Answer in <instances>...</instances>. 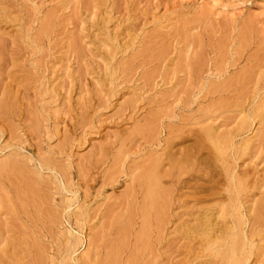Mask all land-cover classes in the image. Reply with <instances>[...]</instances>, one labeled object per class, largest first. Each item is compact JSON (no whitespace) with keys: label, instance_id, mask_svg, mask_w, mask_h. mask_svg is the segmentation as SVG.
Listing matches in <instances>:
<instances>
[{"label":"rangeland","instance_id":"rangeland-1","mask_svg":"<svg viewBox=\"0 0 264 264\" xmlns=\"http://www.w3.org/2000/svg\"><path fill=\"white\" fill-rule=\"evenodd\" d=\"M213 3L0 0V264H55L80 226L99 264H217L187 232L228 204L231 170L264 264V0ZM209 128L235 138L224 159ZM157 159L168 215L149 229Z\"/></svg>","mask_w":264,"mask_h":264},{"label":"bare ground","instance_id":"bare-ground-1","mask_svg":"<svg viewBox=\"0 0 264 264\" xmlns=\"http://www.w3.org/2000/svg\"><path fill=\"white\" fill-rule=\"evenodd\" d=\"M212 1L214 2L213 4L216 5V6H219V7L221 5L223 6V0H212ZM249 120H248V122H250ZM245 125H247V122L243 121L241 123V130H242V128ZM246 128L247 127L243 128V129H246ZM217 130H218L217 128L216 129L211 128V130L209 128V131L207 130L206 136L209 137L210 141L213 144V148L216 150V152L220 156H222V158L224 159V155L227 153V151L234 149L235 144H236L235 141H234L235 138H234L233 135L232 136L231 135H228V136L215 135L217 133ZM250 144H251L250 139H245V140H243V143H242V145L240 147H242L244 149V151H246L245 149L249 148ZM157 160H155V164H151V167L153 165V167H152L153 170H152V174L148 177L150 183L148 184L149 186H148L147 192H146L147 195L146 194L144 195V198L147 201L144 198H142L141 202H143V199H144V202H146V203L145 204L142 203V205L143 204L144 205H143V207L141 208V211H140V212L143 213L142 216L145 217L144 222L146 221L147 224L151 223L150 220L148 221V217L151 218L150 217L151 210L155 211L156 216H154L155 214L152 213V215L154 216L153 217L154 218L153 219L154 220L153 223L155 224V227H156V224H157V221H155L157 219H155V217L158 218V219H161V220L163 219L162 221H165L164 220L165 216L163 215L164 216L163 217L162 214H167V212L164 213V211L168 210L167 207L169 206V205L168 206L166 205L167 207L165 206L166 209H164L165 208L164 207V201H165L166 204L168 203V202H166V200H167L166 198H168V196H167L168 193L165 191V193H167V194H164V191H162L163 187H161V183H162V181H161L162 179L161 178H162L163 175H161L159 173L161 175V178H160V176L157 175L158 169H159V160L158 161ZM156 162H158V163H156ZM153 163H154V161H153ZM183 163H186V162H183ZM164 176H166V175L164 174ZM244 183H245L244 178H242L241 176L239 177L238 175H236L235 171L231 170L230 174H229L228 186L226 188V191L228 192V196H229L228 197V199H229L228 204L220 205V209L217 212H215V213L205 214V216H203L201 219L199 218L197 223H194V224H196V225H194L195 227H193V226L191 227L190 226V229L189 230L187 229L189 231V232H187V234L190 235V237L187 235L189 237L188 240H190V242H195L194 243L195 245L192 244L191 247L188 245L190 247L189 250H191V248L196 246V244L198 245L197 248L194 249L195 251L193 250L195 252V254L193 252H191V253L194 254V257H195L193 260H199V259H202L203 257L207 256V258L214 259L215 263L217 261V264H260V261H259L260 258L259 257L256 258V259L254 258L253 260L251 259L252 255H254L253 254V249L255 248L256 244H254V241H253L254 239L250 238V236L245 232V227H246L247 223L250 222V219H251L250 217H252V216L248 215V212H251V211L254 210L253 206L255 204L252 201L251 206H249L250 207L249 211L246 212V213L243 212V209H242L243 205L240 203V200H239L240 197L239 196H240V191L243 189V187L245 185ZM163 190H165V189H163ZM170 193H172V192L170 191ZM164 195H166L167 197H165ZM75 197H76V195L73 194L72 197L69 198L68 201H69L70 204H68V206H67L69 209L74 204L72 202H73V199H75ZM164 197H165V200H164ZM133 205L136 207L135 203ZM125 209H127V208H125ZM163 209H164V211H163ZM77 210L78 211L76 212V214L74 213V215H75L76 223L79 224L82 220L84 222V219H83L84 215H83V212H82L83 209H81V207H78ZM134 210H135V208H134ZM128 211H132V210L128 209ZM122 216H123V214H122ZM136 216H134L135 219L137 218ZM124 217H126V215H124ZM123 219H122V221L125 220V219L124 220ZM141 220H143V219H141ZM161 220H159V221H161ZM144 222H141V223L144 224ZM221 222H223L224 225H221ZM127 223H128V225L130 224V222H127ZM127 223H126V225L122 224V225H124L123 227L126 226V228L125 229L123 227L120 228L122 230V231L120 230V233H122L123 230H125V233L129 231ZM80 224H82V223H80ZM159 224L162 225L164 223L160 222ZM140 225H142V224H140ZM150 225L151 224H148V226H149L148 228L149 229L151 228ZM80 227H81L80 230L77 231V232L75 231V233L71 232L69 230V239H68V242H67L68 247L66 249L67 253H66V255L64 257L60 256L61 257L60 260L57 263H55V264H99L98 261H97L98 260L97 258L100 257V254H101L100 253V249L101 248H99V246H95L91 242L90 238H88L89 234H88V236H86V246H85L86 250L80 256L79 255L76 256V253L78 252V247L84 245V236L82 234L84 229H83V226H80ZM129 227L131 228V225H129ZM140 227H142L141 230H143V228L145 229L146 225H145V227H144V225L140 226ZM162 227H164V226L162 225ZM157 228H159V227H157ZM127 229H128V231H127ZM143 231L147 232L145 230H143ZM128 233H126V237L130 235V233H129V235H128ZM122 234H124V233H122ZM124 235H121V236L119 235V238L122 239V237ZM126 237H123L122 241L118 238V241H121V243L124 244ZM135 239H136V237H135ZM140 240H142L143 243L139 242V239H137V241L136 240L135 241L138 242V243L135 242V244L140 245L142 243L143 244L142 246L144 248L145 240H144L143 237ZM118 241H117L116 244L120 243ZM116 244H114L115 247H116ZM120 244L117 245L116 249H119L118 246ZM121 245L119 247H122ZM138 245L136 247H139ZM148 246H149V244H148ZM115 247L113 245L110 247V248L113 249L112 252H114ZM147 247H145V248L147 249ZM98 248H99V250H98ZM106 248H108V247H106ZM110 248H109L110 253H112ZM116 249H115V253L111 254V257H113L116 254V251H117ZM137 249L139 250V248H137ZM119 250L121 251L122 249L120 248ZM254 251H255V249H254ZM101 252H102V250H101ZM256 253L258 254V252H256ZM104 256H106L105 259L108 258L106 261L111 259V258L108 257V255H104ZM112 259H114V257ZM112 259L109 260V261L110 262H112V261L115 262ZM37 260H38V257H37L36 261ZM41 261H40L39 264H42ZM43 264H45V263L43 262ZM146 264H148V263H146Z\"/></svg>","mask_w":264,"mask_h":264}]
</instances>
